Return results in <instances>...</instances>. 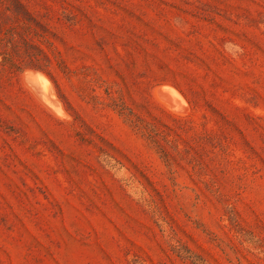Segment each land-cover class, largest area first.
<instances>
[{
	"label": "rangeland",
	"instance_id": "1",
	"mask_svg": "<svg viewBox=\"0 0 264 264\" xmlns=\"http://www.w3.org/2000/svg\"><path fill=\"white\" fill-rule=\"evenodd\" d=\"M0 264H264V0H0Z\"/></svg>",
	"mask_w": 264,
	"mask_h": 264
},
{
	"label": "trees",
	"instance_id": "2",
	"mask_svg": "<svg viewBox=\"0 0 264 264\" xmlns=\"http://www.w3.org/2000/svg\"><path fill=\"white\" fill-rule=\"evenodd\" d=\"M124 112V111H123ZM132 115V113H131V111H129V116H131ZM128 116V118H129V120L131 119L130 117ZM132 121V120H131ZM147 136L149 137V138H151L154 142H156L155 141V138H154V136L153 135H150V134H147ZM164 156L166 157L167 156V153H165L164 152Z\"/></svg>",
	"mask_w": 264,
	"mask_h": 264
},
{
	"label": "bare ground",
	"instance_id": "3",
	"mask_svg": "<svg viewBox=\"0 0 264 264\" xmlns=\"http://www.w3.org/2000/svg\"><path fill=\"white\" fill-rule=\"evenodd\" d=\"M173 98H174V97H173ZM169 99H170V98H169ZM180 104H181V103H180ZM174 108H175V107H174ZM174 108H173V109H174ZM176 109H177V108H176Z\"/></svg>",
	"mask_w": 264,
	"mask_h": 264
}]
</instances>
